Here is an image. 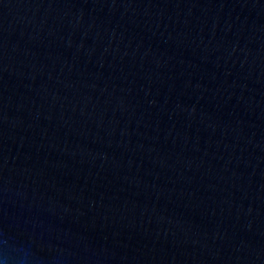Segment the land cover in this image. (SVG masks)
<instances>
[{
	"label": "water",
	"instance_id": "water-1",
	"mask_svg": "<svg viewBox=\"0 0 264 264\" xmlns=\"http://www.w3.org/2000/svg\"><path fill=\"white\" fill-rule=\"evenodd\" d=\"M2 264H264V0H0Z\"/></svg>",
	"mask_w": 264,
	"mask_h": 264
},
{
	"label": "clouds",
	"instance_id": "clouds-1",
	"mask_svg": "<svg viewBox=\"0 0 264 264\" xmlns=\"http://www.w3.org/2000/svg\"><path fill=\"white\" fill-rule=\"evenodd\" d=\"M0 264H2V262H0Z\"/></svg>",
	"mask_w": 264,
	"mask_h": 264
}]
</instances>
